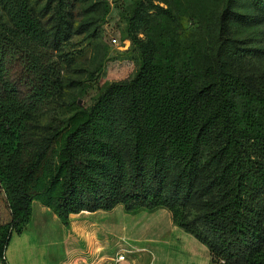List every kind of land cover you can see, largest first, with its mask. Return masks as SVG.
<instances>
[{
	"label": "trees",
	"instance_id": "16d2710c",
	"mask_svg": "<svg viewBox=\"0 0 264 264\" xmlns=\"http://www.w3.org/2000/svg\"><path fill=\"white\" fill-rule=\"evenodd\" d=\"M1 3L13 27L0 25V187L11 215L0 263L38 201L67 228L83 211L168 209L212 264H264V73L204 67L161 34L140 46L130 82L108 86L33 150L28 122L61 87L57 47L28 0ZM67 7L54 9L60 32ZM143 25L131 21L129 33ZM218 52L233 55L228 38Z\"/></svg>",
	"mask_w": 264,
	"mask_h": 264
},
{
	"label": "rangeland",
	"instance_id": "374dc122",
	"mask_svg": "<svg viewBox=\"0 0 264 264\" xmlns=\"http://www.w3.org/2000/svg\"><path fill=\"white\" fill-rule=\"evenodd\" d=\"M28 2L56 44L61 79L54 98L28 122L33 150L75 112L89 110L108 86L130 82L142 64L140 46H154L161 34L189 50L204 67L264 73V9L252 0H68L62 32L54 18L59 0ZM224 11L228 14L220 22ZM131 21L144 25L129 33ZM0 25L13 27L1 0ZM225 38L233 55L221 58L218 51ZM15 246L8 257L17 256Z\"/></svg>",
	"mask_w": 264,
	"mask_h": 264
},
{
	"label": "crops",
	"instance_id": "0c3cea01",
	"mask_svg": "<svg viewBox=\"0 0 264 264\" xmlns=\"http://www.w3.org/2000/svg\"><path fill=\"white\" fill-rule=\"evenodd\" d=\"M4 196L0 189V223L11 219ZM13 243L15 258L7 255ZM7 248L5 264H212L208 248L176 226L168 209L129 214L123 205L72 214L67 228L34 201L30 223Z\"/></svg>",
	"mask_w": 264,
	"mask_h": 264
},
{
	"label": "built area",
	"instance_id": "2783aa9c",
	"mask_svg": "<svg viewBox=\"0 0 264 264\" xmlns=\"http://www.w3.org/2000/svg\"><path fill=\"white\" fill-rule=\"evenodd\" d=\"M114 44H116L117 43V40L116 39H113V41H112ZM0 189L2 190V188L0 187ZM3 191V190H2ZM124 260V257L123 256H119L118 257V261H123Z\"/></svg>",
	"mask_w": 264,
	"mask_h": 264
}]
</instances>
